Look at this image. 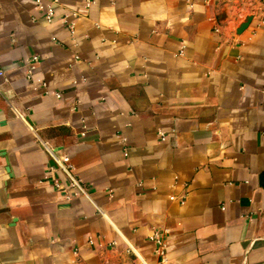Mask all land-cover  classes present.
I'll return each instance as SVG.
<instances>
[{
    "label": "crops",
    "instance_id": "0c3cea01",
    "mask_svg": "<svg viewBox=\"0 0 264 264\" xmlns=\"http://www.w3.org/2000/svg\"><path fill=\"white\" fill-rule=\"evenodd\" d=\"M40 1L0 0V264H264V0Z\"/></svg>",
    "mask_w": 264,
    "mask_h": 264
},
{
    "label": "built area",
    "instance_id": "2783aa9c",
    "mask_svg": "<svg viewBox=\"0 0 264 264\" xmlns=\"http://www.w3.org/2000/svg\"><path fill=\"white\" fill-rule=\"evenodd\" d=\"M37 6L42 10L43 16L47 21H50L54 16V10L52 5H43L40 0H34ZM70 31L73 32V27L70 24ZM161 138H164L165 135L160 132ZM54 158V162L56 166L64 173L65 182L59 183L57 182L55 185L58 187L64 194L66 198H70L77 195H87V186L85 182L81 179L80 176L76 174L73 168V164L70 161V156L67 153L59 154ZM155 241V253L161 259L164 258L165 255V243L162 237L161 232L154 231L151 236ZM88 241H91L90 239Z\"/></svg>",
    "mask_w": 264,
    "mask_h": 264
}]
</instances>
